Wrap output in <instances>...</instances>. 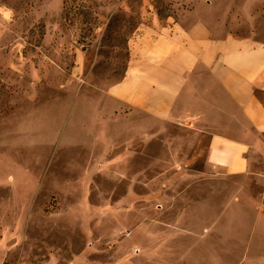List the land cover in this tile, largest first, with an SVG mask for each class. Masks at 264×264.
<instances>
[{"label":"rangeland","instance_id":"obj_1","mask_svg":"<svg viewBox=\"0 0 264 264\" xmlns=\"http://www.w3.org/2000/svg\"><path fill=\"white\" fill-rule=\"evenodd\" d=\"M228 2L0 0V264H264L252 221L227 223L242 188L218 181V212L189 216L203 197L150 180L175 170L132 126L147 116L107 108L138 30L229 20Z\"/></svg>","mask_w":264,"mask_h":264},{"label":"crops","instance_id":"obj_2","mask_svg":"<svg viewBox=\"0 0 264 264\" xmlns=\"http://www.w3.org/2000/svg\"><path fill=\"white\" fill-rule=\"evenodd\" d=\"M227 1L229 20L217 14L138 30L123 79L107 90V108L147 116L129 123L158 140L154 168L175 170L150 180L178 184V203L188 205L187 193L203 197L189 216L218 212V181H230L228 190L242 192L225 205L227 223L252 221V235H264V202L248 191L264 149V0Z\"/></svg>","mask_w":264,"mask_h":264},{"label":"built area","instance_id":"obj_3","mask_svg":"<svg viewBox=\"0 0 264 264\" xmlns=\"http://www.w3.org/2000/svg\"><path fill=\"white\" fill-rule=\"evenodd\" d=\"M262 157H261V170H263V173H264V149L261 153Z\"/></svg>","mask_w":264,"mask_h":264}]
</instances>
